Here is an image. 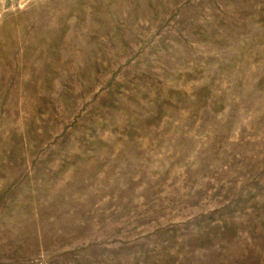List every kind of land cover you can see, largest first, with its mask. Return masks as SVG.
<instances>
[{"label":"rangeland","instance_id":"rangeland-1","mask_svg":"<svg viewBox=\"0 0 264 264\" xmlns=\"http://www.w3.org/2000/svg\"><path fill=\"white\" fill-rule=\"evenodd\" d=\"M0 264H264V0H0Z\"/></svg>","mask_w":264,"mask_h":264}]
</instances>
